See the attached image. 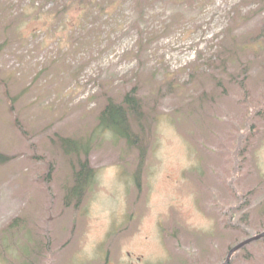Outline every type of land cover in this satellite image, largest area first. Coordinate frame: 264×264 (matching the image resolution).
<instances>
[{"label": "rangeland", "instance_id": "rangeland-1", "mask_svg": "<svg viewBox=\"0 0 264 264\" xmlns=\"http://www.w3.org/2000/svg\"><path fill=\"white\" fill-rule=\"evenodd\" d=\"M0 154V264L223 263L264 231V0H0Z\"/></svg>", "mask_w": 264, "mask_h": 264}, {"label": "trees", "instance_id": "trees-1", "mask_svg": "<svg viewBox=\"0 0 264 264\" xmlns=\"http://www.w3.org/2000/svg\"><path fill=\"white\" fill-rule=\"evenodd\" d=\"M140 101L133 95V92L125 94L121 102L114 101L113 99H107L103 108L98 115L99 126L102 129L110 130L114 134H118L125 138L128 143H134L136 136H134L132 127L130 125L131 117H139ZM60 144L65 152H77L88 154V145L78 143L77 140L70 138H59ZM81 149V150H80ZM8 157L0 154V162L8 161ZM78 167L74 170L73 185L68 190V194L65 196V201L68 203L69 198H75L76 203L80 201L82 193L86 190V186L91 182L94 174L93 168L89 165L87 157L84 160L78 161ZM18 219L13 220L11 226L16 223Z\"/></svg>", "mask_w": 264, "mask_h": 264}, {"label": "water", "instance_id": "water-1", "mask_svg": "<svg viewBox=\"0 0 264 264\" xmlns=\"http://www.w3.org/2000/svg\"><path fill=\"white\" fill-rule=\"evenodd\" d=\"M262 237H264V231L261 232V233H258L256 235H254V236H252L250 238H247V239L243 240L242 242L234 245L232 248H230V250H229V252L227 254V257H226L225 261L223 263H221V264H228L230 262V259H231L232 255L236 251H238L239 249H241L244 245H246V244H248V243H250L252 241H255L257 239H260Z\"/></svg>", "mask_w": 264, "mask_h": 264}]
</instances>
